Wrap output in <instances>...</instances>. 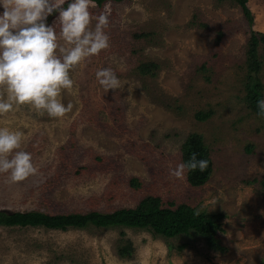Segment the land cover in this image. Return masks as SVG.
<instances>
[{"label": "rangeland", "instance_id": "1", "mask_svg": "<svg viewBox=\"0 0 264 264\" xmlns=\"http://www.w3.org/2000/svg\"><path fill=\"white\" fill-rule=\"evenodd\" d=\"M93 3V16H108L110 47L70 71L73 88L60 100L71 112L53 118L14 104L0 115V128L21 134L20 150L37 168L17 183L0 173V210L106 213L156 195L225 214L219 239L226 249L120 226H0V264H264V117L244 100L250 26L241 8L229 0ZM248 4L252 29L264 32V0ZM259 54L264 85L263 44ZM152 62L158 72L143 74L139 66ZM104 68L125 84L122 91L104 92L96 78ZM126 83L138 86L130 92ZM199 112L212 114L202 121ZM194 132L215 165L210 181L193 187L186 171L181 179L170 170L183 163L182 144ZM124 247L131 251L122 256Z\"/></svg>", "mask_w": 264, "mask_h": 264}, {"label": "clouds", "instance_id": "2", "mask_svg": "<svg viewBox=\"0 0 264 264\" xmlns=\"http://www.w3.org/2000/svg\"><path fill=\"white\" fill-rule=\"evenodd\" d=\"M0 5L4 9L0 14V115L12 111L14 104H27L41 114L64 117L72 110L71 103L65 106L60 100L62 90L73 88L70 71L110 47L105 31L108 16H93V0H0ZM54 13L58 16L49 25L48 17ZM57 22L59 33L54 27ZM96 78L105 93L122 91L125 85L111 68L97 71ZM126 84L130 92L138 86ZM257 108L264 117V99L257 100ZM21 143L19 132L0 128V173L9 174L11 183L37 172L31 154L20 150ZM207 167V160H198L192 153L188 162L170 173L182 179L186 170L203 172Z\"/></svg>", "mask_w": 264, "mask_h": 264}, {"label": "trees", "instance_id": "3", "mask_svg": "<svg viewBox=\"0 0 264 264\" xmlns=\"http://www.w3.org/2000/svg\"><path fill=\"white\" fill-rule=\"evenodd\" d=\"M111 0H93L97 6L102 7ZM226 1V0H220ZM237 4L250 26V35L247 39L246 50V75L244 100L247 106L255 113H258L257 100L264 99L263 88L259 74L263 68V61L259 54L260 46L264 45V32L252 29L254 15L249 8V0H229ZM67 4H65V7ZM55 14V13H54ZM48 17L47 23L54 16ZM206 26V24H203ZM222 35V32H219ZM143 74L158 72L159 66L156 63L141 64L139 66ZM154 74V72L152 73ZM212 112H199L197 118L206 120ZM182 162L186 163L192 153L197 154L198 160H207L208 167L201 172L198 168L195 171H187V181L191 186H203L208 183L214 171V159L211 149L204 141L202 134L194 132L189 134L181 147ZM264 189V175L258 180ZM131 184L140 185V179L133 177ZM199 213V214H197ZM225 218L223 213H213L206 210H198L196 206L188 203L176 204L174 201L165 202L160 196L148 195L140 200L135 207L119 208L112 212H100L98 210L87 213H50L41 210L28 212H9L0 210V226L20 227H43L47 229L68 230L70 228L82 229L88 225L98 228L120 226L127 228L147 229L152 233L165 238H174L181 235L204 240L205 243L215 251H224L226 248L220 243L219 234L222 232V221ZM187 243L179 246L183 249ZM131 251L124 247L120 254L125 256Z\"/></svg>", "mask_w": 264, "mask_h": 264}]
</instances>
